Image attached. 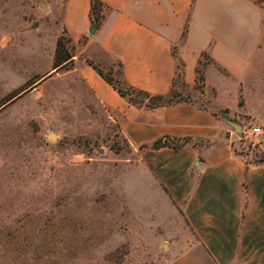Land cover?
I'll return each mask as SVG.
<instances>
[{
  "label": "rangeland",
  "instance_id": "obj_1",
  "mask_svg": "<svg viewBox=\"0 0 264 264\" xmlns=\"http://www.w3.org/2000/svg\"><path fill=\"white\" fill-rule=\"evenodd\" d=\"M67 1L0 0V243L14 264H164L186 234L179 219L143 200L138 155L145 144L122 133V116L102 107L73 71L76 58L112 72L116 81L123 69L118 61L105 58L108 66L87 58L92 35L74 42L68 34ZM246 1L260 23L264 51V0ZM110 13L103 7L91 28L98 30ZM61 36L73 64L55 71ZM199 61L203 76L210 59L206 54ZM177 67L178 73L180 61ZM258 72V92L264 94V64ZM197 77L194 87L176 79L173 100L209 110ZM231 87L221 91L227 101L234 97ZM247 92V99L238 95L240 108L243 101L254 108V101L264 100L257 91ZM226 113V136H233L236 154L263 161L264 134L251 140L255 147L238 138L246 127L264 128L241 112L231 118Z\"/></svg>",
  "mask_w": 264,
  "mask_h": 264
},
{
  "label": "crops",
  "instance_id": "obj_2",
  "mask_svg": "<svg viewBox=\"0 0 264 264\" xmlns=\"http://www.w3.org/2000/svg\"><path fill=\"white\" fill-rule=\"evenodd\" d=\"M100 1L111 13L89 40L87 58L108 66L105 58L118 61L132 87L167 94L178 61L182 81L194 87L200 56L210 59L203 70L209 110L191 103L134 108L89 65L75 60L73 71L102 107L122 116V133L134 144L150 145L163 137L210 143L179 152L145 148L138 155L143 200L179 219L186 234L164 264H264V160L245 161L236 154L222 119L223 112L228 118L241 112L264 128V100L254 101V108L247 100L240 108L238 101L240 93L246 98L248 90L258 92L257 74L264 64L253 6L246 0ZM65 10L75 42L91 28L90 0H68ZM230 85L234 97L227 101L221 91ZM0 264H14L2 243Z\"/></svg>",
  "mask_w": 264,
  "mask_h": 264
},
{
  "label": "trees",
  "instance_id": "obj_3",
  "mask_svg": "<svg viewBox=\"0 0 264 264\" xmlns=\"http://www.w3.org/2000/svg\"><path fill=\"white\" fill-rule=\"evenodd\" d=\"M103 7H108L106 4L101 2L100 0H90V10H89V19L91 24L99 23L97 16L102 12ZM100 12V13H99ZM100 25V24H99ZM202 57L206 56V53L201 55ZM74 56L69 53L66 49L63 36L59 37L56 43V49L53 60V69L55 71L60 70L63 67L69 66L73 64ZM199 65L201 61L198 62ZM87 64L99 75V77L107 83L121 98L125 99L130 105L136 108H161L167 107L180 103H187L186 101H174V97L176 96L173 93V88L176 83V79L181 81V73L178 72L176 78L172 83V88L168 94H159V95H151L143 90H139L137 88L129 85L124 79L123 72L120 74V81L114 80L112 72L109 74L103 72L98 66L93 64L91 61H87ZM120 68L122 65L119 63ZM196 73L198 75L197 82L202 83L204 81L203 76L201 75V71L199 68L196 69ZM138 97V100H135L133 97ZM190 138L184 139H176L170 137L160 138L150 145H144L142 148H149L152 150H158L161 148H170L175 152H179L182 148L190 145ZM174 142H180L179 144H174Z\"/></svg>",
  "mask_w": 264,
  "mask_h": 264
},
{
  "label": "built area",
  "instance_id": "obj_4",
  "mask_svg": "<svg viewBox=\"0 0 264 264\" xmlns=\"http://www.w3.org/2000/svg\"><path fill=\"white\" fill-rule=\"evenodd\" d=\"M263 134H264V130L259 127H246L240 131L239 133L240 137L238 138V140L240 143L244 141L245 142L249 141V143L252 144V147H255L254 144L252 143L253 141L251 142V140ZM257 144H259V142Z\"/></svg>",
  "mask_w": 264,
  "mask_h": 264
},
{
  "label": "water",
  "instance_id": "obj_5",
  "mask_svg": "<svg viewBox=\"0 0 264 264\" xmlns=\"http://www.w3.org/2000/svg\"><path fill=\"white\" fill-rule=\"evenodd\" d=\"M43 8H44V7H43ZM97 28H98L97 26L92 27V28L89 30V33H90L91 35H94L95 32H96V30H97ZM234 127H235V131H236V132H238V131L240 130V127H236V126H234ZM49 137H50L51 139H54V138H55V136L52 135V134H50Z\"/></svg>",
  "mask_w": 264,
  "mask_h": 264
}]
</instances>
